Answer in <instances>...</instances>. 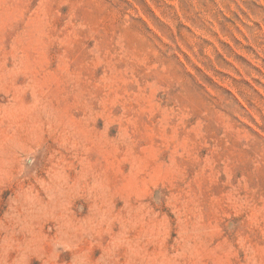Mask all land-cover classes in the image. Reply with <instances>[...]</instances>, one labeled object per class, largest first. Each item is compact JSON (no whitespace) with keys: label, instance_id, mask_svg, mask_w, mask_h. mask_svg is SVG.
Returning <instances> with one entry per match:
<instances>
[{"label":"rangeland","instance_id":"1","mask_svg":"<svg viewBox=\"0 0 264 264\" xmlns=\"http://www.w3.org/2000/svg\"><path fill=\"white\" fill-rule=\"evenodd\" d=\"M0 264H264V0H0Z\"/></svg>","mask_w":264,"mask_h":264}]
</instances>
